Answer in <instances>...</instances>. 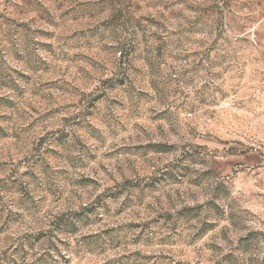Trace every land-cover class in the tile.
Wrapping results in <instances>:
<instances>
[{
    "label": "clouds",
    "instance_id": "obj_1",
    "mask_svg": "<svg viewBox=\"0 0 264 264\" xmlns=\"http://www.w3.org/2000/svg\"><path fill=\"white\" fill-rule=\"evenodd\" d=\"M0 98V264H264V0H0Z\"/></svg>",
    "mask_w": 264,
    "mask_h": 264
},
{
    "label": "rangeland",
    "instance_id": "obj_2",
    "mask_svg": "<svg viewBox=\"0 0 264 264\" xmlns=\"http://www.w3.org/2000/svg\"><path fill=\"white\" fill-rule=\"evenodd\" d=\"M69 71H71V69H69ZM51 83H54V82H51ZM0 104H3L4 106H8V102L6 100H4L3 98H0ZM45 115H47V113H45ZM250 160H258V158L257 157H251ZM192 207L193 206H190L188 209L185 210V212L186 213H190ZM105 231H107V229ZM152 255L153 254L151 252L145 253V256H147V257H151ZM161 255L166 257L167 253H162ZM179 264H193V261L192 260H187L185 262H179Z\"/></svg>",
    "mask_w": 264,
    "mask_h": 264
}]
</instances>
